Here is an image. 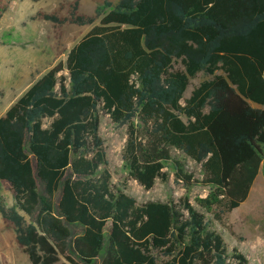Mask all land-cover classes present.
Returning <instances> with one entry per match:
<instances>
[{"label":"trees","instance_id":"1","mask_svg":"<svg viewBox=\"0 0 264 264\" xmlns=\"http://www.w3.org/2000/svg\"><path fill=\"white\" fill-rule=\"evenodd\" d=\"M78 7L37 15L91 28L0 117V181L14 199L0 216L16 243L30 264H249L215 226L264 170V0ZM105 116L127 126L128 180L149 191L172 177L207 195L138 204L114 188Z\"/></svg>","mask_w":264,"mask_h":264},{"label":"rangeland","instance_id":"2","mask_svg":"<svg viewBox=\"0 0 264 264\" xmlns=\"http://www.w3.org/2000/svg\"><path fill=\"white\" fill-rule=\"evenodd\" d=\"M74 1L0 0V117L35 79L58 63L64 64L71 47L90 30L91 26H56L37 16L39 13L68 16ZM117 1L78 0V13L92 16L96 8L105 7L106 3L114 5ZM174 67L180 68L178 64ZM207 78L199 73L191 79L184 98H188L190 92ZM126 128V125L112 123L107 116L101 117L100 135L114 188L125 191L138 204L188 197L194 205L196 198L207 195V188L184 189L173 183L172 177L166 183L157 180L149 191L128 180L121 160ZM188 168L196 177L200 176L199 166L189 162ZM0 200L7 207L14 205L10 187L3 181H0ZM5 224L7 228L2 232L6 240L11 237L13 242L14 231L9 224ZM215 228L222 235L229 254L235 251L242 254L249 264H264V170L261 169L257 175L245 202L225 216L223 227L216 225ZM8 254L10 258L5 263L0 259V264H30L18 244H10Z\"/></svg>","mask_w":264,"mask_h":264},{"label":"crops","instance_id":"3","mask_svg":"<svg viewBox=\"0 0 264 264\" xmlns=\"http://www.w3.org/2000/svg\"><path fill=\"white\" fill-rule=\"evenodd\" d=\"M6 228H7V226H6L5 222L2 220V218H0V259H2L1 261H3V263H5L6 260L10 258V255L8 254V251H10V244H12V246L17 245L16 240H15V234L13 235V233H12L13 242L11 241V237H8V239L6 240V237L2 232V230L6 229ZM8 240H10V241H8ZM18 247H20V246L18 245Z\"/></svg>","mask_w":264,"mask_h":264}]
</instances>
